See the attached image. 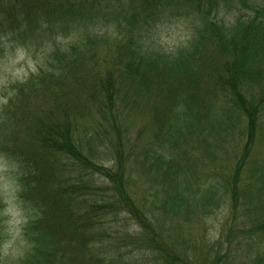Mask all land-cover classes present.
Listing matches in <instances>:
<instances>
[{
    "label": "trees",
    "instance_id": "trees-1",
    "mask_svg": "<svg viewBox=\"0 0 264 264\" xmlns=\"http://www.w3.org/2000/svg\"><path fill=\"white\" fill-rule=\"evenodd\" d=\"M113 1L0 0V57L16 49H30L37 41L60 34L70 26L88 29L97 23L99 17L109 14ZM126 1L121 6L125 20L134 13H157L161 17L160 11L168 8H171L170 16L177 13L169 4L173 0H142L138 5L132 0ZM208 14L201 15V28L192 34L186 45L180 46L186 50L182 51L178 63L159 66V60L164 55L162 50L145 52L130 29L125 37L114 40L109 34L92 36L84 31L80 34L83 37L77 47L65 53L61 47L55 48L52 60L39 67L41 75L37 79L30 76L24 82H16L8 90L13 95H8L10 98L4 103L5 110L0 113L6 126L17 129L15 134L8 136L17 141L11 149L6 147L10 153H5V158L17 165V168H12L17 200L30 218L23 235L30 241L28 254H31L21 264H58V261L59 264H136L132 251L128 252L129 261L118 257L120 252L111 254L110 247L117 231L109 222L122 212H126L128 219L140 228L138 236L132 239L138 240L141 247L131 249L140 250L139 253L147 257L144 264H228L219 256L214 259V255L221 254L213 252V247L194 250V238L189 233L154 228L150 213L124 184L123 165L131 166L136 162L141 163L142 169H147L151 157H156V170L162 183L157 192L172 184L168 181L178 179L179 169L172 165L182 162L184 156L175 149L159 151L162 143L172 145L182 139L181 135L203 128L199 112H192L193 106L179 101L164 105L166 112L183 108L180 113L183 120L160 122L153 130L155 134H150L151 141L143 142L140 138L123 140L131 147L127 158L118 139L120 150L115 153L110 170L104 169L108 167L104 163H98L97 151L89 157L81 153L80 146L81 142L88 143L86 137L94 141L88 125L95 115H98L97 124L106 120L119 138L120 116L117 111L125 105H117L119 98L121 102L128 101L136 94L148 93V90L170 78L169 84L173 81L178 85L177 80L185 79L187 85L202 70L210 74L215 90L221 88L228 92L226 99L216 91L226 106L220 112L204 113V118L210 116L214 124L219 125L220 132L227 131V135L236 131L243 151L229 161L225 172L220 169V185L208 178L211 191L209 196L206 192L205 195L210 198L209 202L195 214L189 211L185 223L200 216L205 219L206 214L217 205L229 207L228 197L231 204L237 206L239 198L246 193V175L251 177V185L264 188V163L251 166L248 162L250 153L256 151L261 142L264 143L260 122L264 116V20L256 16L253 25H240L230 35H225ZM139 29L133 30L135 36ZM92 41L99 42L100 48L94 47ZM98 51L101 53L98 54ZM100 65L103 75L99 72ZM250 86H255L256 90L247 95L245 91ZM163 102L158 101L159 104ZM103 138L96 133L98 147L104 143ZM86 159L96 161L97 165L91 168L96 170L94 172L103 173L110 181V186L101 191L97 199H83L89 195V185L82 182L83 177L68 174L75 161ZM65 160L72 166L64 167ZM86 162L92 164L89 160ZM176 192L179 191L174 190L172 197L167 195L172 204L175 199L173 193ZM189 196L187 194L184 200ZM4 205L0 196V212ZM183 207L184 201L178 205L181 214ZM205 207L210 211L201 210ZM263 208L264 205L258 201L257 208L253 210L240 209L241 216L248 217L241 219L243 230L228 233L225 237L234 241L240 238L250 240L251 235L257 239L264 238L263 224L259 216L255 217L257 210ZM103 225L108 228L100 232ZM193 246L196 247V244L193 243ZM258 250L252 248V251L249 249L243 254L244 258H249V264H264ZM199 251L207 253L209 259Z\"/></svg>",
    "mask_w": 264,
    "mask_h": 264
},
{
    "label": "rangeland",
    "instance_id": "rangeland-1",
    "mask_svg": "<svg viewBox=\"0 0 264 264\" xmlns=\"http://www.w3.org/2000/svg\"><path fill=\"white\" fill-rule=\"evenodd\" d=\"M132 1L138 5L141 4L142 0ZM125 2L127 1L114 0L109 7V14L99 17L97 23L88 29L79 28L76 25L77 28L70 26L66 31L53 35L56 37L55 40H52L53 36H50L44 41H37L30 49H16L3 54L0 57V111L5 110L4 106L6 104L4 105V103L10 98H8V95H13V92H8L11 86L15 85L16 82L28 80L30 76L37 79L41 75L39 67L52 60V53L55 48L61 47V50L65 53L69 49L71 50L72 47H77L83 37L80 36L81 32L88 31L92 36L109 34L111 40H114L125 37L130 29L131 34L136 37L135 40L138 39L145 52L151 53L159 49L162 50L164 55L159 60V66H162L179 62L182 51L186 50V48L180 46L186 45L192 34L201 28L199 18L201 15H206L207 12H209L210 20L215 22L225 35H230L240 25H253L256 16L260 20H264V11H261L264 9V0H180L179 2L173 0L169 4L174 6L177 13L172 16H170L171 8H168L164 12H162L163 9L160 11L161 17L157 13H141V15L140 13H134L127 20H125V12L121 8ZM115 9L117 10L114 12ZM152 9L154 8L151 5ZM137 28L140 29L138 35L135 36L133 30ZM92 44L98 48L101 46L97 41H92ZM99 53L101 52L98 51ZM99 72L102 75L104 74L101 65ZM209 75L208 72L201 70L187 82V85L184 83L185 79L177 80L178 85L181 86L173 81L169 84L170 78L165 83L148 90V93L136 94L128 101L121 102L122 99L119 98L117 105L125 104L123 108H119L117 111L120 116L118 124L120 127L119 138L116 133H113L110 124L106 120L97 124L98 115H95L94 118L89 120L88 125V131L93 135L94 141L86 137L88 143L81 142V153L88 154L90 157L97 151L98 163L100 165L104 163V166H108H105L104 169L109 168L110 170L109 166L114 164L115 153L118 154L120 150L117 145L118 139L124 149V156L127 158L131 147L126 145L123 140L140 138L143 139V142L151 141L152 136L150 134H155L153 130L160 122L167 120L169 123H176L183 120L180 116L183 108L180 107L173 109L172 112H166L167 108H164V105L179 101L188 106H193L192 112H199L203 128L197 129L191 134L181 135L182 139L175 141L172 145L162 143L159 151L162 153L175 149L184 156L182 162L172 165L179 169L178 179L174 182L172 180L168 181L172 184L166 185L163 191L157 192L162 183H160V175L156 170V157H151L147 169H142L141 163L133 162L131 166L124 164V184L127 185L129 191L131 190L129 193L137 196L138 202L142 203L150 213L148 215L153 218L154 228L161 227L173 232L189 233L194 238L193 243L196 244V247H194L192 243L194 250L213 247V252L218 251L219 254L223 255H214V259L219 256L224 260V263L249 264L244 259L243 254L247 253L249 249L252 251V248H258V253L264 260V238L257 239L255 235H251L249 236L250 240L240 238L234 241L231 237L225 236H228V233L243 230L241 219L248 217H242L240 209L253 210L257 208L258 201H261V204L264 205V188L251 185L250 176L246 175L247 188L244 197L239 198L238 205L240 206L232 205L228 197L229 207L223 204L217 205L211 211L205 207L201 210L210 211L206 214L205 219L200 216L199 218L196 217L195 220L191 219L188 224L185 223V217L189 211H192L193 214L209 202L210 198L205 195L206 192L209 196L211 191L207 182L208 178L214 181H211L212 183L220 185V169L223 168L222 170L225 172L229 166V161L236 154L243 151L236 131L227 135L225 134L227 131L220 132L219 125L216 126L213 122L214 119H211L210 116L204 118V113L220 112L226 106L225 102H221L222 98L216 94V91L226 99L228 96V92L223 91L221 88L215 90ZM176 78H179V76ZM178 89L180 91L175 92ZM254 90H256L255 86H250L245 93L248 95ZM158 101L164 102L159 104ZM31 102L35 104L34 100ZM18 103L20 102L18 101ZM1 116L0 113V196L3 199V205H5L0 212V264H21L27 261L31 254H28L30 241L23 235L24 227L30 218L26 215L27 212L22 204L17 200V186L13 179L14 171L12 170V168H17V165L8 162L5 158V153H10L6 150V147L11 149L17 141L16 138L8 136L15 134L17 129L15 126H6ZM260 122L263 127L261 134L264 136V116ZM96 133L104 137V143L100 147L97 146L95 141ZM260 144L259 148L252 151L248 157L251 166H260L264 163V152ZM262 144L264 145V143ZM114 149L115 152H113ZM55 160L57 161L58 158H55ZM87 160L91 161L92 164L88 165ZM73 165H70L67 160L63 163L66 168L72 166L68 170L70 176L83 177L82 182L89 185V195H86L83 199H97L98 195L102 193L101 191H106L110 186V181L104 177L103 173L94 172L96 170L91 168L97 165L96 161L92 162V159L77 160ZM212 175L214 177H211ZM114 187L115 185L112 189ZM174 190L179 192L173 193L175 199L173 198L172 204L167 195L172 197ZM179 194L182 195L177 196ZM187 194L190 196L184 200ZM165 200L168 202L165 203ZM183 201L184 207L181 214L178 212V205ZM128 216L126 212H122L117 218L110 219V225L117 231L116 239L112 240L113 245L110 247L111 254L116 251L120 252L117 256L129 261L131 259L128 257V252L132 251L131 256H136L137 259L135 263L144 264L147 257L139 253L140 250L131 249L141 247L138 240L132 239V237L138 236L137 230L140 228L129 220ZM258 216L263 224L264 232V208L263 210H257L255 217ZM233 221L236 223L232 224ZM102 227L100 232L108 228L107 225ZM170 241L173 244V240L170 239ZM199 252L202 253L203 257L209 259L207 253ZM59 263L60 261H58Z\"/></svg>",
    "mask_w": 264,
    "mask_h": 264
}]
</instances>
